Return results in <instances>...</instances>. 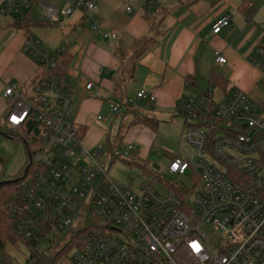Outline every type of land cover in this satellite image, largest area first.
<instances>
[{"label":"built area","instance_id":"obj_1","mask_svg":"<svg viewBox=\"0 0 264 264\" xmlns=\"http://www.w3.org/2000/svg\"><path fill=\"white\" fill-rule=\"evenodd\" d=\"M59 1L65 6L39 3L42 20L57 23L73 12L86 16L96 11L92 0ZM154 1L148 0L149 4ZM37 2L1 0L0 13L21 14ZM228 24V18L218 19L211 32L218 34ZM91 29L101 39L108 38L99 31L97 21ZM23 48L46 77L33 87L32 99L24 98L17 86L7 85L1 118L11 132L32 119L40 123L36 136L28 138L27 165L19 176L17 196L22 207L15 209L13 225L23 241L37 243L41 260L52 258V264H264V114L252 108L244 92L233 89L211 110L208 88L199 99H186L177 107L182 119L180 139L193 148V159L174 157L166 173L184 175L189 170L198 179L196 210L190 213L178 191L165 195L157 191L160 176L145 177L137 193L113 182L102 162L128 158L135 146L120 142L109 151L88 150L74 119V90L81 76L69 83L60 81L54 73L59 61L41 49L36 39H26ZM260 53L264 55V45ZM214 63L221 66L226 59L216 52ZM260 66L264 71V65ZM93 87L87 82L84 90L98 97ZM154 100L141 91L134 99L109 103V110L117 115L127 106L138 108L140 101L150 105ZM199 223L219 234L215 250ZM24 263L37 261L27 251Z\"/></svg>","mask_w":264,"mask_h":264},{"label":"crops","instance_id":"obj_2","mask_svg":"<svg viewBox=\"0 0 264 264\" xmlns=\"http://www.w3.org/2000/svg\"><path fill=\"white\" fill-rule=\"evenodd\" d=\"M92 1L96 11L86 16L73 12L54 26H33L25 30L13 27L15 18L30 19L31 9L37 8L38 22L42 20L40 2H57L62 7L65 4L59 0H38L21 14L0 13V96L3 102L0 126L5 127L1 118L6 110L5 87L15 85L24 98L32 99L34 84L46 77V72L23 48L28 38L36 39L46 53L41 39L56 44L53 52L60 66L54 73L63 78L64 83L81 76L74 90V119L84 128L83 144L90 151L103 136L94 126L97 123L105 124L107 129L118 128L117 138L126 125L130 129L126 137L132 136L127 143L135 148L136 142L148 145V124L134 123L131 111L122 109L112 115L109 110V103L134 99L141 91L154 96L155 100L150 105L140 101L135 112L157 123V114L176 117L175 108L180 102L199 99L208 88L212 108L233 89H239L248 96L252 108L264 114V71L260 66L264 65V55L260 53L264 45V20L259 16L264 9L263 0H155L151 4L148 0ZM260 3L263 5L256 12L255 7ZM127 8L130 10L126 11ZM224 17L229 19L228 26L213 34L212 25ZM93 21L98 22L99 31L107 34V39H101L92 31ZM145 37H151L152 42L130 67L128 57L135 47L141 46L136 42ZM116 48L128 56L121 65L114 55ZM56 52L64 53L66 64ZM216 52L226 59L224 65L214 63ZM212 73L213 82L210 81ZM114 78L121 80L123 92L120 95L114 94ZM87 82L93 83L98 97L84 90ZM114 141L118 140L114 138ZM147 154L148 148L135 155L147 163Z\"/></svg>","mask_w":264,"mask_h":264},{"label":"rangeland","instance_id":"obj_3","mask_svg":"<svg viewBox=\"0 0 264 264\" xmlns=\"http://www.w3.org/2000/svg\"><path fill=\"white\" fill-rule=\"evenodd\" d=\"M261 3L259 6L255 7L256 12H258L263 5ZM259 16L262 20H264V9H261ZM30 19L32 21L38 20L37 8L31 9ZM40 41L42 42L48 55L54 56L53 48L56 44L51 40L41 39ZM260 85H263V83ZM0 106H3L1 96ZM176 111L177 109L175 108V113ZM104 112L108 113L106 110H104ZM107 115L104 117H107ZM156 116L158 119L157 126L155 128L148 127V145L143 146L141 143L136 142L135 151L140 152L142 150H147L148 148V154L145 156V160L147 162L146 165H148V168L153 170H155L153 168L154 166L157 167L155 175L157 177L160 176L161 178V180L156 182L157 191L162 195L167 194L170 191L167 187L168 183L182 186L183 189L176 188V191H178L179 194L181 193L180 195L184 197V209H187L190 213H194L196 210L195 204L198 198L199 190L198 179L195 176H192V172L189 170L184 175H169L166 173V168L174 157H178L182 161H185L186 159L188 162H192L193 159V148L185 140L180 139L182 119L179 115H177V113L176 117H170L166 114H157ZM96 125H99L100 128ZM94 126L100 133L103 132V136L93 147V153L97 152L100 146L105 150V143L108 142L109 144H112L114 138L122 140L124 144H127V140L132 137H126V134L130 131V129L126 128V125H124L123 130L120 134H118V138L116 137L118 128L113 126L112 128L107 129L108 127L101 123H97ZM116 127H118L117 124ZM11 135L17 136L18 134L11 132ZM132 155H129V157L124 160H130ZM0 159V173L4 172L7 177L19 175L26 161V153L23 143L8 136L7 133H0ZM124 160H115L112 163L110 161H103L102 166L104 165L106 167L108 170V176L113 182L137 193L140 186L145 183V177L147 176H137L140 169L135 166L131 167L126 165V163H123ZM148 179L151 180L152 176L148 175ZM194 221H196V219H194ZM199 227L206 238H208L210 246L215 250L218 245L217 238L219 234L214 228L208 225L199 223ZM40 248H42V245H40ZM7 250L9 255L14 260L13 264H25L24 262L27 251L21 244H18L15 247H8Z\"/></svg>","mask_w":264,"mask_h":264},{"label":"trees","instance_id":"obj_4","mask_svg":"<svg viewBox=\"0 0 264 264\" xmlns=\"http://www.w3.org/2000/svg\"><path fill=\"white\" fill-rule=\"evenodd\" d=\"M13 27L15 29L25 30L29 27L33 26H54L56 24L45 22L43 20L41 21H31L29 18H23L22 20L15 18ZM152 42L151 37H145L141 39L140 41L136 42V44L141 45L139 48L135 47L132 51V54L130 57H128L124 52H122L120 49L116 48L114 51V55L118 59V61L121 62L128 57V63L130 64V67H133L134 60L137 58V56L142 53L147 46ZM56 56L59 58H62L61 61H63L66 64V59L63 58L64 53L62 52H56ZM126 63V61H125ZM64 66V65H63ZM215 79V75L212 73L210 75V81L213 82ZM114 81V94L120 95L123 90L121 89V80L118 79H112ZM42 81V79H39L34 85L39 84ZM60 81L64 82L63 78H60ZM190 81L189 79L187 80ZM122 102V101H121ZM125 110L131 111L133 113V116L135 117L134 123H144L148 124V127L155 128L157 126V122L151 120L148 118L142 117L140 113H137L135 111L136 108L127 106L124 108ZM211 110L213 108L211 107ZM132 125V124H131ZM209 125L212 126V122H209ZM40 128V123L37 120H30V122L23 128L18 129L15 131L17 133V136L11 135V131L6 128L0 126V133L2 134H8V136L14 138L15 140L22 142L23 145L26 147V151L28 153V138L29 137H35L38 130ZM81 137L83 139L84 136V128H81ZM6 136V135H5ZM119 141V140H118ZM118 141H114L112 144L106 146L107 151L110 150L112 146L117 144ZM119 143V142H118ZM133 154V155H132ZM135 152L131 153L132 155L131 159L126 161L124 159H117V160H124L123 163H126V165L131 167H137L140 169V172L147 176L150 175L152 177H155V170L148 168L146 163L141 162L136 155H134ZM135 156V157H134ZM1 160V159H0ZM115 160H113L114 162ZM27 165V160L26 164ZM19 175L14 177H7L4 172L0 173V264H13L14 260L9 255L7 248L8 247H15L18 244H21L23 247H25L26 251H28L31 254V257L35 258L37 261V264H52L53 259L47 258L46 261L41 260L40 256L38 255V247L37 243L31 242V241H23L21 237L17 234V231L15 230V227L13 225V219H14V211L15 209H20L22 207L21 201L17 198L18 196V187H19ZM167 187L169 190L176 191V187L173 183H168ZM181 194V193H180Z\"/></svg>","mask_w":264,"mask_h":264},{"label":"water","instance_id":"obj_5","mask_svg":"<svg viewBox=\"0 0 264 264\" xmlns=\"http://www.w3.org/2000/svg\"><path fill=\"white\" fill-rule=\"evenodd\" d=\"M153 168H154L155 170H157V167L154 166Z\"/></svg>","mask_w":264,"mask_h":264}]
</instances>
